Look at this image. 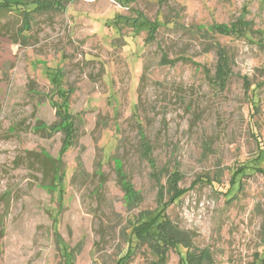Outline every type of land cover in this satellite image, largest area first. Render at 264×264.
I'll use <instances>...</instances> for the list:
<instances>
[{"label": "rangeland", "instance_id": "374dc122", "mask_svg": "<svg viewBox=\"0 0 264 264\" xmlns=\"http://www.w3.org/2000/svg\"><path fill=\"white\" fill-rule=\"evenodd\" d=\"M65 1L30 31L0 14V264L159 262L157 240L133 235L159 193L139 128L162 184L183 174L189 191L164 214L189 250L206 251L205 264H264V0ZM243 11L252 33L208 34ZM219 47L224 89L204 70L214 74ZM163 54L191 61L163 65ZM59 112L76 129L64 153ZM45 155L63 161L55 192ZM117 160L139 205L125 203ZM186 251L171 248L166 264Z\"/></svg>", "mask_w": 264, "mask_h": 264}, {"label": "trees", "instance_id": "16d2710c", "mask_svg": "<svg viewBox=\"0 0 264 264\" xmlns=\"http://www.w3.org/2000/svg\"><path fill=\"white\" fill-rule=\"evenodd\" d=\"M65 0H0V14L4 13H13L17 15L22 22V30L30 31L33 28L35 17L48 13H61L65 11ZM151 35L149 40H153L154 35L157 33L160 25L154 23L150 26ZM198 30L201 31L203 28L198 27ZM207 31L210 33L217 34L219 36H239L244 37L248 33L253 32V23L246 20V11H243V14L237 18L235 21L230 24H215L209 27ZM190 62L191 59H186L184 57H179L174 60H169L166 55H162L161 64L174 66L179 62ZM207 76L212 80L214 85L218 86L221 89H224L228 83V80L231 75V65L229 58L224 49L218 48L217 50V65L215 72L212 75L211 72L205 69ZM70 89L69 92H71ZM73 91V90H72ZM67 99V95L64 96ZM59 117L64 120L62 124L64 131V151L68 147L73 146L76 139V129L74 127V121L72 117H64L62 113H58ZM139 145H140V155L142 160H144L150 167L151 173L150 176L159 186L158 193V210L155 213L143 212L139 215L140 220L147 219L150 216L154 215L147 221L141 222L134 226L133 235L136 236L138 240L145 242L146 240H157V244L160 245V248L155 243H150V247L153 253L159 257V262L154 264H166L167 253L171 248H177L182 245L186 248V254L182 259L184 264H205L208 259L206 251H190L189 243H185L181 240L170 221V219L164 214L168 207L172 204H175L179 201L189 189H184L181 187V182L183 180V174L175 170L173 171L166 182L165 185L162 183V174L164 169H159L157 166V160L154 157L153 146L149 143L146 138L145 133L141 128H139ZM46 156V155H45ZM46 165L53 171L52 182L48 185H44L46 189L50 192H55L57 189L58 182H62L64 178V171L62 170L63 161L62 158L53 159L46 156ZM116 172L118 174L122 190L125 194V203L127 206L132 205L136 206L141 203L140 193L134 188L133 184L129 180L128 176L123 172V163L121 160H117L116 163ZM243 173V170L237 171L235 177L238 174ZM235 177H233L232 182L234 183ZM160 219H164L159 223ZM70 253L66 254V258L71 257ZM128 256H125L127 258ZM66 264H73L72 261L66 259Z\"/></svg>", "mask_w": 264, "mask_h": 264}]
</instances>
